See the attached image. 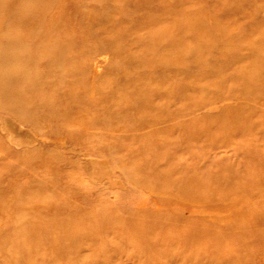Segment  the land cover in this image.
I'll list each match as a JSON object with an SVG mask.
<instances>
[{"label": "rangeland", "instance_id": "1", "mask_svg": "<svg viewBox=\"0 0 264 264\" xmlns=\"http://www.w3.org/2000/svg\"><path fill=\"white\" fill-rule=\"evenodd\" d=\"M1 1L26 103L0 107V264H264V68L256 93L232 79L264 63V0ZM196 5L208 45L157 64L148 29Z\"/></svg>", "mask_w": 264, "mask_h": 264}, {"label": "bare ground", "instance_id": "2", "mask_svg": "<svg viewBox=\"0 0 264 264\" xmlns=\"http://www.w3.org/2000/svg\"><path fill=\"white\" fill-rule=\"evenodd\" d=\"M239 1L240 0H236L237 9L230 10V8H228V11L230 10V11H233L236 13L241 12V10L239 8V3H238ZM2 4L3 3L1 1L0 2V9L2 7ZM46 5L47 6H45V4L43 6H37V5L32 4V3L26 4L24 1H22L18 4V7L14 8V9H15V11L18 9L17 12L19 15H30V16L33 15L32 19L35 20L36 17L38 18V15H42V16L46 15V12H45L46 9L50 8V5H48V4H46ZM221 5L224 6L225 3H223V4L221 3ZM203 13H204V8H202L199 5H196L193 10L182 9V10H179V12L171 11L170 12L171 19L169 22H167V24L165 26H163L161 28L160 27L149 28L150 30L148 29V33L145 37L146 41L144 43L145 51L146 52L152 51L155 44H157L158 42L161 43L160 41H166L167 46L162 51V53H160L159 58H158L159 61H156L157 64H161V63L165 62V61L162 62L163 59L166 60V58H164V57L168 56L169 54H171V55L173 54L174 57H178V56L180 57L182 55H188L190 53L189 52L190 50L185 46L186 45L185 44V37L186 36L192 38L193 41L196 43L195 44L196 46L199 44L200 45H206L208 43V40L211 38L210 37L211 32L208 33V31H207V33L209 35V38H208L207 35L205 34V31H204L205 28H204V25L202 24V21H201V17L203 15ZM203 18H205V17H203ZM53 19H54L55 23L62 22V20H63V19H60V17L58 15L55 16ZM206 21L207 20H205L204 23ZM207 26H205V27H207ZM145 27H147V26H145ZM211 29H213V28H211ZM217 31H218V34L220 33V36H223V35H221L222 33L227 32V30H225V28L222 25H217ZM259 32H260V37H259V42H258L259 47H257V46L255 48L251 47L252 55L250 58H253L254 55L257 53L262 55L261 53L264 49V47H263L264 42L262 43V38L264 39V30L263 31L259 30ZM115 34H116V32L112 33L110 38H115ZM32 36H34V34ZM220 36H219V40H220ZM119 38L121 39L124 37L122 35V36H119ZM213 41H215V40H212L211 44L213 43ZM237 41L239 44L247 43L248 44L247 46H249L248 39L245 36L238 37ZM192 50L195 52L194 49H192ZM232 52H233V50H232ZM233 59L235 60L236 58H233ZM19 64H20V61L17 59V57L5 54L3 52L0 54V107H5L4 109L9 108V109H14L15 111H18L19 109H21V106L26 103V101L21 96L20 91H18L16 89V92H14V84L11 82L12 75L10 76V71H9L11 69V67H13L15 65H19ZM262 68H264V63H262V62L260 63V61L258 62V61H254V60L250 59V60H248V62L245 64V66L242 69H240V70H238L232 74V79L235 82L241 83V85H242L241 90H243L244 92H247L250 94L256 93V91H258L257 83L259 81L260 71L262 70ZM179 87L183 88L182 86H178V87L174 86V87H171V89L163 90L165 97L166 98L170 97L169 95L173 94L172 88L178 89ZM237 87H239V86L237 85ZM178 90H180V89H178ZM238 90H239V88H238ZM35 94H37V93L35 92ZM41 94L43 95V93H41ZM247 95H249V94H247ZM262 96H264V95H262ZM155 98H157V97H149L146 101H144L142 103V107H144L145 110L140 112L139 116L143 117V116H147L150 114H155V113H157V111L160 110L158 105L155 103ZM159 99H162V97H160ZM6 110H8V109H6ZM237 127H240V124L236 125L235 129ZM193 157H195V156H193ZM183 175H184V172H183ZM197 182L198 181L194 180L193 185L195 184L194 186H196ZM145 183H146V181H145ZM184 241H185V239H184ZM184 244H185V242H184Z\"/></svg>", "mask_w": 264, "mask_h": 264}]
</instances>
